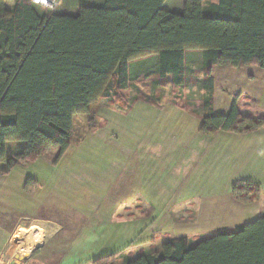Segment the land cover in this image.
Wrapping results in <instances>:
<instances>
[{
  "label": "rangeland",
  "instance_id": "1",
  "mask_svg": "<svg viewBox=\"0 0 264 264\" xmlns=\"http://www.w3.org/2000/svg\"><path fill=\"white\" fill-rule=\"evenodd\" d=\"M96 2L59 0L57 9ZM197 52L187 53L182 87L162 83L154 67L123 93L110 83L89 113L74 116L69 149L57 163L50 150L6 170L11 188L20 183L27 194L11 200L6 224L42 232L40 260L53 255L61 264H91L115 254V264H126L170 239L194 243L264 216V128L200 134L205 91ZM211 76L214 114H227L235 102L241 116L264 118L263 69L217 67ZM6 146L17 159L24 142ZM248 184L259 187L252 202L248 191L245 199L233 194Z\"/></svg>",
  "mask_w": 264,
  "mask_h": 264
},
{
  "label": "trees",
  "instance_id": "2",
  "mask_svg": "<svg viewBox=\"0 0 264 264\" xmlns=\"http://www.w3.org/2000/svg\"><path fill=\"white\" fill-rule=\"evenodd\" d=\"M165 0H104L75 15H41L26 0L8 10L0 0V164L33 163L53 150L54 163L67 152L76 115L89 113L110 83L128 89V64L159 57L164 84H184V52H203V108L200 134L249 135L264 118L241 116L236 103L225 115L212 110L215 67L264 70V0H184L182 13ZM167 77H170L167 80ZM24 142L17 159L6 144ZM240 191V192H239ZM244 191V192H243ZM259 187L234 188L238 199ZM154 248V243H151ZM116 255L91 264H115ZM126 264H264V217L190 243L175 238L158 251L140 253Z\"/></svg>",
  "mask_w": 264,
  "mask_h": 264
},
{
  "label": "crops",
  "instance_id": "3",
  "mask_svg": "<svg viewBox=\"0 0 264 264\" xmlns=\"http://www.w3.org/2000/svg\"><path fill=\"white\" fill-rule=\"evenodd\" d=\"M16 1V0H15ZM165 0L163 4V8L172 13L180 14L184 8V0ZM6 2V0H4ZM104 3V0H97L96 3H91V5H83L77 8H74L72 11L67 12L68 10L62 11V9L58 10L57 14L60 15H75L78 12V8L80 7H101ZM6 6V4H5ZM12 7H14V2ZM8 10L12 8L6 7ZM192 51L184 52V84L186 83V65H187V53ZM198 54V63L200 65L201 71L203 69V55L204 53L199 51ZM154 67L157 68V73H159V57L158 55H151L142 59H138L132 61L128 64V73H129V85H131V81H137L142 78L143 75L149 72V68ZM217 68V67H215ZM170 77H167L169 80ZM161 83V82H160ZM183 84V85H184ZM160 84L158 83L157 86ZM203 88V85H202ZM215 88V84H214ZM203 107V102H202ZM7 153V146H6ZM8 155V154H7ZM4 168V164H0V264H61V261L58 259L54 260L53 255L44 256L43 260V249L41 247L42 241V232L38 230L35 226H31V228L26 229L24 225L15 224L13 228L7 226L5 220H9V214L11 212V200H16L21 196L25 197V190L20 183H18V189H12L9 185V174ZM13 197V198H12ZM261 217H264L263 215ZM88 239L82 240L81 243H77V247L80 249L82 246L84 247V241ZM40 245V246H39ZM22 251V252H21ZM22 254V256L20 255ZM29 255V256H28ZM27 256V257H26ZM49 258V259H48ZM87 263V262H86ZM85 264V263H83Z\"/></svg>",
  "mask_w": 264,
  "mask_h": 264
},
{
  "label": "built area",
  "instance_id": "4",
  "mask_svg": "<svg viewBox=\"0 0 264 264\" xmlns=\"http://www.w3.org/2000/svg\"><path fill=\"white\" fill-rule=\"evenodd\" d=\"M35 7H40L55 12L59 6V0H26Z\"/></svg>",
  "mask_w": 264,
  "mask_h": 264
}]
</instances>
